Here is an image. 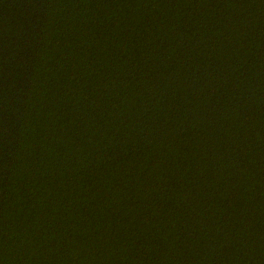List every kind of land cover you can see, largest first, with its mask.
Here are the masks:
<instances>
[{"label":"trees","instance_id":"trees-1","mask_svg":"<svg viewBox=\"0 0 264 264\" xmlns=\"http://www.w3.org/2000/svg\"><path fill=\"white\" fill-rule=\"evenodd\" d=\"M0 264H264V0H0Z\"/></svg>","mask_w":264,"mask_h":264}]
</instances>
